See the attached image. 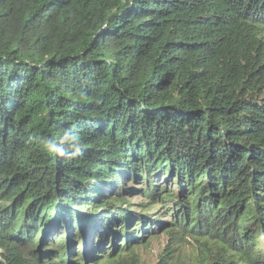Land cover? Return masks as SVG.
Wrapping results in <instances>:
<instances>
[{
  "label": "trees",
  "instance_id": "1",
  "mask_svg": "<svg viewBox=\"0 0 264 264\" xmlns=\"http://www.w3.org/2000/svg\"><path fill=\"white\" fill-rule=\"evenodd\" d=\"M161 235L157 264H264V0H0V264Z\"/></svg>",
  "mask_w": 264,
  "mask_h": 264
},
{
  "label": "rangeland",
  "instance_id": "2",
  "mask_svg": "<svg viewBox=\"0 0 264 264\" xmlns=\"http://www.w3.org/2000/svg\"><path fill=\"white\" fill-rule=\"evenodd\" d=\"M167 248V241L164 235H161L149 243L148 248L141 250L142 264H157L160 255ZM198 250L193 242H187L182 247L173 252L172 264H194L198 256Z\"/></svg>",
  "mask_w": 264,
  "mask_h": 264
},
{
  "label": "clouds",
  "instance_id": "3",
  "mask_svg": "<svg viewBox=\"0 0 264 264\" xmlns=\"http://www.w3.org/2000/svg\"><path fill=\"white\" fill-rule=\"evenodd\" d=\"M43 149L57 158L75 159L81 155V140L72 128L63 131L58 139L44 138Z\"/></svg>",
  "mask_w": 264,
  "mask_h": 264
}]
</instances>
